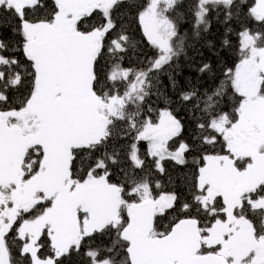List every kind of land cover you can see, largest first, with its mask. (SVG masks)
I'll list each match as a JSON object with an SVG mask.
<instances>
[{"label":"snow or ice","instance_id":"snow-or-ice-1","mask_svg":"<svg viewBox=\"0 0 264 264\" xmlns=\"http://www.w3.org/2000/svg\"><path fill=\"white\" fill-rule=\"evenodd\" d=\"M0 264H264V0H0Z\"/></svg>","mask_w":264,"mask_h":264},{"label":"trees","instance_id":"trees-1","mask_svg":"<svg viewBox=\"0 0 264 264\" xmlns=\"http://www.w3.org/2000/svg\"><path fill=\"white\" fill-rule=\"evenodd\" d=\"M218 30H219V31H222V29H220V26H219V25H215V24H214V26H213V36L210 37V38H213V39H214L215 36L218 35Z\"/></svg>","mask_w":264,"mask_h":264}]
</instances>
